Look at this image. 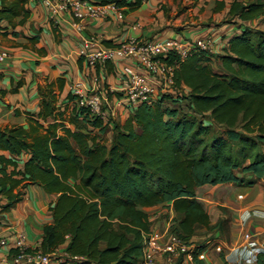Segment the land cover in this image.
<instances>
[{"label":"trees","instance_id":"obj_1","mask_svg":"<svg viewBox=\"0 0 264 264\" xmlns=\"http://www.w3.org/2000/svg\"><path fill=\"white\" fill-rule=\"evenodd\" d=\"M27 1L1 0L0 21H23ZM113 1L127 10L143 2ZM227 16L240 21L239 31L222 53L193 50L175 69L172 89L139 103L122 122L90 115L70 92L67 116L56 106L62 78L39 86L40 110L27 125L0 127V219L29 184L54 195L39 247L50 253L64 246V264H141L151 206L171 208L169 231L184 239L199 227L229 239L226 208L211 223L196 191L251 186L264 176V29L247 26L264 23V0H231ZM220 257L226 263L223 250ZM256 264H264V251Z\"/></svg>","mask_w":264,"mask_h":264},{"label":"crops","instance_id":"obj_2","mask_svg":"<svg viewBox=\"0 0 264 264\" xmlns=\"http://www.w3.org/2000/svg\"><path fill=\"white\" fill-rule=\"evenodd\" d=\"M230 1L144 0L137 9L126 11V24L117 20L86 19L79 22L81 27L78 30L76 21L68 11L51 15L45 0H28L25 3L30 12L27 18L21 21L23 17L18 15L13 19V25L5 20L0 21V53L7 54L0 59V127L27 125L29 115L40 110L38 87H44L47 82L57 78H62L64 85L61 91L57 90L56 106L64 110L67 116L74 104L68 98L72 82L81 81L89 86L100 74L104 82L118 83L114 70H120L125 61L117 60L115 69L108 65L111 67L108 73L89 66L77 54L81 34H101L112 44L129 35L155 38L174 36L181 39L211 37L212 53L218 54L222 53L227 39L239 31L233 25L235 17L228 23L218 24L214 21L227 16ZM220 2L222 8L214 11ZM186 4L191 5L184 7ZM135 20L142 23V28L126 30L128 22ZM54 88H57L56 85ZM207 191H210V199L206 197L209 195ZM196 193L211 223L224 215L222 208H226L230 216L229 239L214 232L219 242L203 250L205 263L256 264L258 251H264V176L251 186L205 184L198 187ZM53 199L54 195L46 193L40 186L29 184L22 200L0 219V236L7 237L11 242L14 231L21 229L25 231L29 245H39L42 226L51 221L48 205ZM154 208L151 206L145 210L150 214ZM195 237L192 239L195 240ZM221 246L226 263L220 257ZM63 247H58L56 254H62ZM6 249L0 247V256L6 255ZM64 259L61 257L62 263Z\"/></svg>","mask_w":264,"mask_h":264},{"label":"built area","instance_id":"obj_3","mask_svg":"<svg viewBox=\"0 0 264 264\" xmlns=\"http://www.w3.org/2000/svg\"><path fill=\"white\" fill-rule=\"evenodd\" d=\"M45 3L51 15L68 11L76 21L78 30L81 27L79 22L86 19L125 23L127 7L118 6L113 0L107 3L93 0H45ZM142 26L139 20H135L128 22L126 30L135 31ZM103 40L101 34H81L78 57L102 72L106 71V65L115 69L116 61L124 60L120 70H114L118 75V83H106L102 80L103 75L97 74L99 77L96 76L89 86L81 81L72 82L69 92L74 95L77 107L87 108L90 115L98 116L105 123L116 121L118 114L127 116L139 103H152L159 94L169 92L174 84L175 69L193 50L213 52L211 37L181 39L174 36L155 38L129 35L112 45L104 44ZM6 55L5 52L0 53V59ZM171 56H174L173 60L167 61L166 58ZM168 210L169 217L164 221L163 230L153 227L144 233L141 264H197L196 259H203V250L210 245L202 248V244H197L193 239H184L171 233V208ZM157 216L158 213H155L153 218ZM12 236L11 242L7 237L0 236V247L7 248L6 255L0 256V264H63L61 257L68 256L66 252L58 255L56 250L48 253L43 252L39 245H29L21 229L14 231Z\"/></svg>","mask_w":264,"mask_h":264},{"label":"rangeland","instance_id":"obj_4","mask_svg":"<svg viewBox=\"0 0 264 264\" xmlns=\"http://www.w3.org/2000/svg\"><path fill=\"white\" fill-rule=\"evenodd\" d=\"M187 5L189 6L191 4H186V5H184V7L187 6ZM165 10H166V8H165ZM182 17H184V16H182ZM214 21H217L218 24L228 23V22H230V18L228 16H226V17L224 16L222 19L220 18V19H217V20H214ZM239 22H240L239 20L235 19V22H233L234 27L238 28L239 27ZM247 26H249V27H259V28L264 29V23L261 22L260 20L247 21ZM183 108L185 109L186 105H184ZM125 117H126L125 114H118L116 119H117V121L122 122L125 119ZM215 129H217V128H215ZM207 194H209V195H206V197H208V199H210V191H207ZM202 195H205V194L202 193ZM168 211L169 210H167V208H165V207L155 206V208L152 209L149 212L150 213L149 214V218L152 219L154 217L155 213H158V216L155 217V219L151 220V222H152L151 227L152 228L154 227L155 229L163 230L164 221L169 217L168 216ZM163 214H165V216ZM171 215H173L172 211H171ZM195 234H196L195 235L196 236L195 237V241H196L197 244H202L204 246H208V245L218 244V242H219L218 241L219 238L215 237L213 234H209L208 235V232L204 228H201V227L197 228Z\"/></svg>","mask_w":264,"mask_h":264}]
</instances>
